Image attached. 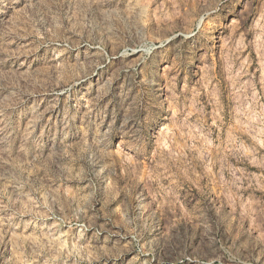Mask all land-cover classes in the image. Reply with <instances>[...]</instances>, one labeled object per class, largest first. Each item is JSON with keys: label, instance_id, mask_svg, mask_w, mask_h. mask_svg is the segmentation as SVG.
Returning a JSON list of instances; mask_svg holds the SVG:
<instances>
[{"label": "rangeland", "instance_id": "1", "mask_svg": "<svg viewBox=\"0 0 264 264\" xmlns=\"http://www.w3.org/2000/svg\"><path fill=\"white\" fill-rule=\"evenodd\" d=\"M0 264H264V0H0Z\"/></svg>", "mask_w": 264, "mask_h": 264}]
</instances>
